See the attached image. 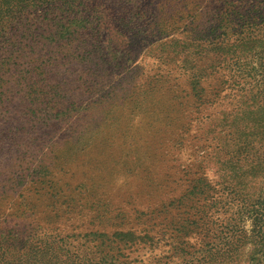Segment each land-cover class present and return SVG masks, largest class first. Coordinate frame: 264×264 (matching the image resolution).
<instances>
[{"label": "rangeland", "instance_id": "rangeland-1", "mask_svg": "<svg viewBox=\"0 0 264 264\" xmlns=\"http://www.w3.org/2000/svg\"><path fill=\"white\" fill-rule=\"evenodd\" d=\"M65 1L66 19L42 6L0 39V230L44 235L33 264L48 243L45 264H186L214 239L205 218L238 235L240 264H264V164L240 186L241 168L228 179L207 159L228 111L253 133L264 121V32L249 44L237 21L264 0H153L145 17L129 0Z\"/></svg>", "mask_w": 264, "mask_h": 264}, {"label": "trees", "instance_id": "trees-1", "mask_svg": "<svg viewBox=\"0 0 264 264\" xmlns=\"http://www.w3.org/2000/svg\"><path fill=\"white\" fill-rule=\"evenodd\" d=\"M69 1V0H68ZM153 0H129L133 2L136 6H142V16L145 17L146 8L148 3H151ZM230 1V0H228ZM45 6V9L54 10L55 13L59 12V17L66 19L72 13L70 10V4L65 0H0V39H6L8 35L17 31L16 26H21L25 20L29 21L30 16L33 15L35 9L42 8ZM223 13L217 15L215 21L213 22L212 29V38L211 43L215 51L218 52L221 49H224V17ZM246 34V42L252 43L251 41L254 38L255 34L259 36L261 32H264V6L256 9L255 11H247V13L237 19ZM220 33H217L219 32ZM72 33H78V30L73 32H66L61 30V35H71ZM259 39H256V42L252 44H257ZM89 60V57H88ZM87 60V61H88ZM227 58L222 53L221 59L218 61H213L211 66L213 68H225ZM208 75H214V73H208ZM208 76V77H209ZM255 100H260L259 95L255 93ZM261 101V100H260ZM234 109V108H233ZM227 112V117H222L221 120H216L213 126V137H212V149L207 155L209 160V167L213 169L216 174L224 175L228 179H232V173H235V168H241L238 173L233 176V182L237 185L245 186V180L250 179L256 182V175L252 173V169L256 173L261 171V168H258L253 165L249 166L248 162L253 160L255 164H262L263 158H261L262 152H264V121L259 120L258 125H252V130H258L255 133L250 131L249 123L242 121L236 116H232L233 111ZM229 114V115H228ZM231 115V116H230ZM249 126V127H248ZM259 135V139H257ZM202 164V163H201ZM240 167H238L239 165ZM264 170V169H263ZM263 170L260 174V179L262 177ZM260 179L257 181L260 182ZM239 182V183H238ZM218 183H216L217 185ZM21 206L16 208L15 213L16 218L22 217V213L26 214L24 210L26 209V204L24 200L20 202ZM34 208V206L32 207ZM22 219V218H21ZM258 222V220H255ZM17 225H15L16 227ZM21 226V225H20ZM213 226L216 227V231L219 228V234L213 232V235L209 237V234H212ZM202 227L203 231L206 233V238L213 241L208 243L209 245L206 248L199 249V255L195 259L191 258V261H188L186 264H240L241 258L245 257L246 252H240V238L234 232L229 235H226L224 238L223 230L225 229L221 224H215L208 219L202 218ZM261 225L255 223L254 228L256 230L257 237H260ZM18 231L15 228H9L7 231L0 230V264H33L28 262V257L31 249H36L40 243L44 241V235L39 237H28L25 240L12 239L14 233ZM45 248L41 253L44 256V264L48 260V249ZM32 253L35 251H31ZM260 254L264 256V249L262 246L259 247L258 251L254 250V256ZM207 258V259H206ZM260 264V262H258Z\"/></svg>", "mask_w": 264, "mask_h": 264}]
</instances>
